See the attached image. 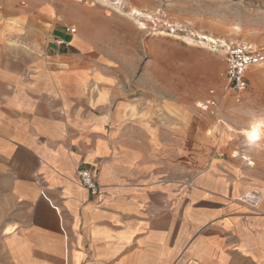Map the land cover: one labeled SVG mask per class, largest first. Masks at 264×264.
I'll return each instance as SVG.
<instances>
[{
  "label": "crops",
  "instance_id": "1",
  "mask_svg": "<svg viewBox=\"0 0 264 264\" xmlns=\"http://www.w3.org/2000/svg\"><path fill=\"white\" fill-rule=\"evenodd\" d=\"M3 45L0 264H264V191L258 208L242 203L258 183L238 166L196 150L186 181L163 180L175 170L157 158V132L98 113L108 106L84 96L85 70L40 62L26 78Z\"/></svg>",
  "mask_w": 264,
  "mask_h": 264
},
{
  "label": "rangeland",
  "instance_id": "2",
  "mask_svg": "<svg viewBox=\"0 0 264 264\" xmlns=\"http://www.w3.org/2000/svg\"><path fill=\"white\" fill-rule=\"evenodd\" d=\"M19 13L27 16L16 26ZM0 40L26 78L40 62L49 72L85 70L84 96L108 106L98 113L122 112L124 123L157 132V158L175 170L163 180L186 181L203 150L257 182L249 192L264 191V146L249 149L242 135L249 110L264 113V61L237 96L226 91L224 55L211 43L264 50V0H0ZM213 97L217 108L204 110Z\"/></svg>",
  "mask_w": 264,
  "mask_h": 264
},
{
  "label": "built area",
  "instance_id": "3",
  "mask_svg": "<svg viewBox=\"0 0 264 264\" xmlns=\"http://www.w3.org/2000/svg\"><path fill=\"white\" fill-rule=\"evenodd\" d=\"M66 31L70 34L76 33V28L67 27ZM213 48H219L224 55L226 62L225 80L227 82L226 91L240 96L245 93L249 87L248 73L250 69L264 61V50H258L252 44L245 42L227 41L218 42L212 40ZM66 45H69L67 43ZM214 92L211 91V94ZM218 106L216 98L213 97L202 108L206 111H214ZM77 177L81 186L86 188L92 196H98L100 187L97 183L94 173L85 168L77 170ZM242 203L252 209L259 207L262 201V192L252 190L244 194L240 199Z\"/></svg>",
  "mask_w": 264,
  "mask_h": 264
},
{
  "label": "clouds",
  "instance_id": "4",
  "mask_svg": "<svg viewBox=\"0 0 264 264\" xmlns=\"http://www.w3.org/2000/svg\"><path fill=\"white\" fill-rule=\"evenodd\" d=\"M247 128L242 132L244 146L255 149L264 146V113L251 109Z\"/></svg>",
  "mask_w": 264,
  "mask_h": 264
},
{
  "label": "bare ground",
  "instance_id": "5",
  "mask_svg": "<svg viewBox=\"0 0 264 264\" xmlns=\"http://www.w3.org/2000/svg\"><path fill=\"white\" fill-rule=\"evenodd\" d=\"M135 15H136L137 17L147 18V16H145L143 13H140V12H138V11L135 12Z\"/></svg>",
  "mask_w": 264,
  "mask_h": 264
}]
</instances>
